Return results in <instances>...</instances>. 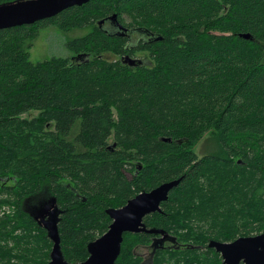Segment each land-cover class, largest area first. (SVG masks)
Returning <instances> with one entry per match:
<instances>
[{
  "label": "trees",
  "instance_id": "16d2710c",
  "mask_svg": "<svg viewBox=\"0 0 264 264\" xmlns=\"http://www.w3.org/2000/svg\"><path fill=\"white\" fill-rule=\"evenodd\" d=\"M49 27L82 35L33 63ZM173 180L114 264H223L210 242L264 233V0H91L0 30V264H50L51 226L82 263L113 210Z\"/></svg>",
  "mask_w": 264,
  "mask_h": 264
},
{
  "label": "water",
  "instance_id": "95a60500",
  "mask_svg": "<svg viewBox=\"0 0 264 264\" xmlns=\"http://www.w3.org/2000/svg\"><path fill=\"white\" fill-rule=\"evenodd\" d=\"M89 1L91 0H23L3 4L0 5V30L28 26ZM110 20L115 22V27L122 33L121 35L127 32L125 27L116 22V15L111 16ZM101 23L102 21L98 25ZM241 38L249 40L250 36L243 34ZM123 62L134 67L138 61L125 57ZM178 183L179 180L162 183L149 192L138 194L123 207L113 210L110 213L112 222L108 230L88 246L89 256L78 264H114L120 252L123 235L143 232L144 217L159 212L161 203L167 200L169 193ZM48 231L53 242L50 264H71L60 257L59 241L54 226L49 227ZM165 242L174 243L175 240L167 234L162 235L153 241L151 245L153 253L158 247L162 249ZM209 247L220 255L223 264H264V233L240 237L229 243L212 241Z\"/></svg>",
  "mask_w": 264,
  "mask_h": 264
},
{
  "label": "rangeland",
  "instance_id": "374dc122",
  "mask_svg": "<svg viewBox=\"0 0 264 264\" xmlns=\"http://www.w3.org/2000/svg\"><path fill=\"white\" fill-rule=\"evenodd\" d=\"M82 35L81 31H72L67 34L60 33L55 28H47L39 31V35L32 42L31 47L28 49L30 61L33 63L49 59L52 56L67 57L70 56V53L66 50L64 44L68 39H73ZM136 39V36L134 37ZM104 58L107 60H115L116 57L110 54L104 55ZM137 58H140L137 56ZM35 113L30 115H24L23 117H32ZM201 146V143H200ZM200 146L197 147V153H199ZM127 178L130 179V174H126ZM143 259L145 264H149V251H138L137 252Z\"/></svg>",
  "mask_w": 264,
  "mask_h": 264
},
{
  "label": "flooded vegetation",
  "instance_id": "af4514ba",
  "mask_svg": "<svg viewBox=\"0 0 264 264\" xmlns=\"http://www.w3.org/2000/svg\"><path fill=\"white\" fill-rule=\"evenodd\" d=\"M111 29H112V30H117V28L115 27V22H114V25L111 26ZM133 36L135 37V35H133ZM134 37H133V38H134ZM135 60L138 61V62L135 64V66H138V65L144 64V60H143L142 57H140V58H135ZM145 62H146V63H149L147 60H146ZM135 66H134V67H135ZM170 245H171L170 242H165V243L163 244V248L169 247Z\"/></svg>",
  "mask_w": 264,
  "mask_h": 264
}]
</instances>
